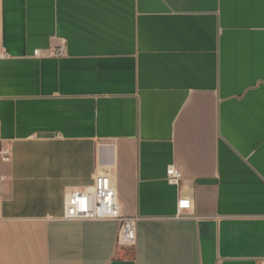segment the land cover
<instances>
[{"label":"crops","instance_id":"obj_1","mask_svg":"<svg viewBox=\"0 0 264 264\" xmlns=\"http://www.w3.org/2000/svg\"><path fill=\"white\" fill-rule=\"evenodd\" d=\"M0 28V264H264V0H0ZM100 173L133 247L64 218Z\"/></svg>","mask_w":264,"mask_h":264},{"label":"built area","instance_id":"obj_2","mask_svg":"<svg viewBox=\"0 0 264 264\" xmlns=\"http://www.w3.org/2000/svg\"><path fill=\"white\" fill-rule=\"evenodd\" d=\"M1 39V28H0ZM66 43L56 48H50V55L61 56L66 53ZM36 56L40 50H35ZM8 53L4 50L0 40V58H5ZM1 143V138H0ZM13 150L11 146H0V157L4 162L11 161ZM170 182L181 186L184 181L183 172L174 165L169 166L167 171ZM7 177L0 173V200L2 190ZM192 200L188 197H180L178 202V213L182 217L183 211L191 208ZM64 218L67 220H115L119 222L118 244L126 247H133L137 241V216L123 213L118 198V191L109 173H100L95 176L93 186L85 189L75 190L66 198Z\"/></svg>","mask_w":264,"mask_h":264}]
</instances>
